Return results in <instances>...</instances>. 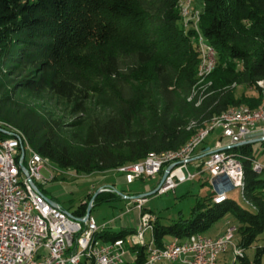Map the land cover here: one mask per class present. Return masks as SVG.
I'll list each match as a JSON object with an SVG mask.
<instances>
[{
  "label": "trees",
  "instance_id": "1",
  "mask_svg": "<svg viewBox=\"0 0 264 264\" xmlns=\"http://www.w3.org/2000/svg\"><path fill=\"white\" fill-rule=\"evenodd\" d=\"M179 2L0 0V140L16 130L44 161L91 176L175 152L231 107L256 109L264 92V0H200L197 30L215 59L203 81L197 34L182 28ZM238 87L253 96L236 97ZM227 152L241 163L250 210L231 199L214 204L209 195L186 221L156 220V247L165 237L202 234L226 214L239 225L243 252L264 232V179L252 170L251 145ZM92 197L72 216L83 217ZM119 198L100 193L90 212ZM133 230H104L98 239L123 241ZM129 251L125 264H145L144 248ZM241 254L231 264H262L264 247L252 260Z\"/></svg>",
  "mask_w": 264,
  "mask_h": 264
},
{
  "label": "built area",
  "instance_id": "2",
  "mask_svg": "<svg viewBox=\"0 0 264 264\" xmlns=\"http://www.w3.org/2000/svg\"><path fill=\"white\" fill-rule=\"evenodd\" d=\"M211 60L205 56L206 64ZM232 120H240L239 129L220 128V135L213 139L211 147L202 145L207 137L198 139L196 144L189 145L180 162H142L133 166V169L119 171L118 168L115 172L123 175L126 184H132L139 179H154L161 171L164 173L168 170L164 181L158 183L156 195L174 193L180 184L195 178L196 173H191L188 165L193 164L197 156L200 164L196 169L200 170L199 173H207L210 178L214 194L212 202L218 196H227L232 190L238 189L241 192V163L227 151L248 140L264 139V110L261 114H232ZM197 149L200 150L195 154ZM13 162H20L24 166V174L14 173ZM47 168L28 153L25 142L18 141L13 132L6 131V138L0 140V264H72L75 251L85 250V240L89 233L106 230L109 225L115 224L112 220L98 227L90 217H73L63 212L58 205H49L37 187V184H45L41 171ZM252 170L261 174L264 167L253 162ZM18 182L29 185L33 191V200H37V208L51 218L52 238H44L42 224L28 215V204L17 192ZM98 191L115 193L112 187ZM122 200L130 201L133 205L126 212L133 211L136 214L132 239L122 243H101L89 264H125L124 243L131 248L145 247V264H217L218 256L227 250L233 249L231 251L234 255L241 253L234 249V228L213 239L201 235L189 237L183 242L173 240L158 248L152 237L155 217L144 211L147 200L127 195L122 196ZM145 234L150 235L147 242L144 241Z\"/></svg>",
  "mask_w": 264,
  "mask_h": 264
},
{
  "label": "rangeland",
  "instance_id": "3",
  "mask_svg": "<svg viewBox=\"0 0 264 264\" xmlns=\"http://www.w3.org/2000/svg\"><path fill=\"white\" fill-rule=\"evenodd\" d=\"M179 1H181L179 2V7L180 14H182V28L184 30L193 29L197 34L196 38L193 39V41L197 43L198 53H200L197 78H201H198V81H203L205 79V76L213 70L215 66V59L214 55L212 56V54L210 53L206 55L207 45L202 41L197 30L200 0ZM201 46H203L204 50ZM205 55L210 59L212 58L211 67H208V64H205ZM202 65L205 66L203 67ZM235 95L236 97H239L241 95L253 96L252 92L244 87L236 88ZM261 99L262 95L260 96V100ZM261 102L262 100L260 101L259 106L256 109L260 107V105L262 104ZM241 106L248 108L244 105ZM219 135L220 132L218 130L214 131L212 134L210 133V135L207 136L206 141L202 145L211 147L213 145V139L218 137ZM262 142H264V140H262L260 143L252 144L251 149L255 158L254 162H257L262 167H264V146L261 147ZM49 164L50 163L46 165L48 167L46 170L41 171V174L45 180V184H37V187L39 188V191L45 199L53 202L55 205H58L65 213L72 214L80 205L88 202V197L93 196L99 189L106 187H112L114 189V194H116L120 198L112 202L96 204L89 215V217L98 227L114 220L115 224H112V226L109 225V227H107L106 229L107 231L113 233L119 232L122 226L127 229L135 228L136 214H134L135 212L133 211L126 212L128 211V209L131 210L133 205L130 203V201L122 200V196L124 195H127L129 197L139 196L141 198H145L147 200L145 209L150 211L152 216L155 217V221L157 220L161 226H168L173 222H177L178 220H188L192 212V208L195 206L197 200L204 199L209 195H214L212 187L210 185V178L208 174L199 173L200 170L198 171L196 169V167L200 164L199 160L195 161L193 164L188 165V170L191 173H196V176L193 180L180 184L179 187L174 191V193L170 192L163 195H156V192L155 194L150 195L153 191H156L159 185L158 183H160L159 181L164 174L163 171H161V176L159 174L154 179H139L135 180L132 184H126L123 181V175L115 171L104 174H93L91 176H80L75 175L71 171L60 170L52 164ZM260 178L264 179V172L262 173ZM240 193L241 192L238 189H235L229 192L227 194V197L228 199H231L237 206L246 210H250L249 207L243 202ZM121 217L123 218L122 220L120 219ZM238 226V223L229 214H226L214 224H212L207 231L203 232L202 234L196 235H202L203 237L213 239L217 236L227 234V231L231 228H234L236 233V229L238 228ZM235 233L233 243V245L235 246L234 249H236L237 251L240 250L242 253L241 256L245 255L249 260H252L255 254L256 247H264L263 232L260 236H258V240L254 243V245L243 252L242 249L237 246ZM149 236V234H145V242L149 240ZM173 240H175V238H164V242L166 243H170ZM123 241H125V239H123ZM183 241L184 240L181 239L178 242ZM130 248L131 246H128V244L126 245V243H124V251L126 254L124 258L125 261L126 258H130L133 256V254L129 251ZM231 250H227L224 253L220 254L217 259V264H231V261H234L237 258ZM262 264H264V256L262 259Z\"/></svg>",
  "mask_w": 264,
  "mask_h": 264
},
{
  "label": "bare ground",
  "instance_id": "4",
  "mask_svg": "<svg viewBox=\"0 0 264 264\" xmlns=\"http://www.w3.org/2000/svg\"><path fill=\"white\" fill-rule=\"evenodd\" d=\"M187 6H188V4H187ZM203 46H201V47L203 48ZM203 50H204V48H203ZM208 53L212 54V56L214 55L213 50L207 46L206 47V55H208ZM211 65H212L211 62L208 63V67H211ZM208 73H209V71H208ZM199 79H201V78H199ZM261 100H262V102H261L262 104L260 105V107L258 109L251 110V109H248V108L242 107V106L229 108L227 111L223 112L219 117H217L216 119H213L211 121V123H208V125L205 128L197 130L196 134L190 140H188L181 148H179V150H177L175 152H169V153L166 152V153L160 154V155H150V156L146 157L144 160H142L141 162H138L134 165L120 167L119 171H126L127 169H133V166H138L142 162L169 161V160H170V162H180L182 159V155L188 151L189 145L196 144L198 142V139H201L202 137H207L208 135H210V133L213 130H219L220 128L239 129L240 120H232V114H234V115H242L244 113L261 114V111L264 110V92L262 93V99ZM15 131H14V133H15L16 139L20 142H25V149L34 158V160H36L40 164L47 165L49 162L44 161L39 155H37L30 148L28 143L25 141V138H23V136L19 132H15ZM13 171L15 174H24V166L20 162H13ZM242 186H243V181L241 183V189H242ZM17 192L21 194L23 200L25 201V204H28V215H31L32 218H34L36 222H39L42 224V230L44 233V238H52L51 218L48 216L47 213H45L44 211L39 210L37 208V200H33V191L29 187V185L25 182H18L17 183ZM227 199H228L227 196H218V198H215V201L213 203L214 204H221V203H224ZM100 231L101 230H98L96 232H91L88 234V236L86 237V240H85V250L75 251L74 263H72V264H89V262L92 261V255H95L96 249L102 243L98 239V235L100 234ZM197 236H201V235H193L190 237H197ZM131 237H132V235L128 236L125 239V241L129 240ZM175 240H177V239H175ZM122 242L123 241H121V240H116L114 242H109V243H122ZM239 254L240 253H235V256L239 255Z\"/></svg>",
  "mask_w": 264,
  "mask_h": 264
},
{
  "label": "water",
  "instance_id": "5",
  "mask_svg": "<svg viewBox=\"0 0 264 264\" xmlns=\"http://www.w3.org/2000/svg\"><path fill=\"white\" fill-rule=\"evenodd\" d=\"M261 141H262V139L248 140V141L242 142V143H240V144L234 146V148L241 147V146H245V145H252V144H254V143H260ZM167 172H168V170L164 172V174H163V176H162V178H161V180H160V184L164 181L165 177L167 176ZM155 192H156V191H153L150 195L155 194ZM99 193H100V192L97 191V192L93 195L91 201L88 203V207H87L86 214L84 215V217H89V215H90V210H91V207H92L91 204H92L94 198H95ZM46 201H47L48 204L51 205V206H54V205H55L53 202H51V201H49V200H47V199H46Z\"/></svg>",
  "mask_w": 264,
  "mask_h": 264
},
{
  "label": "crops",
  "instance_id": "6",
  "mask_svg": "<svg viewBox=\"0 0 264 264\" xmlns=\"http://www.w3.org/2000/svg\"><path fill=\"white\" fill-rule=\"evenodd\" d=\"M199 150H200V149H197L196 152H195V154H197V153L199 152ZM194 159H195V161H198V157H197V156H195ZM195 161H194V162H195ZM134 214H135V213H134ZM122 227H123V226H122ZM103 231H104V230H101L100 233H102ZM131 239H132V237H131L129 240H131ZM123 242H124V241H123Z\"/></svg>",
  "mask_w": 264,
  "mask_h": 264
}]
</instances>
